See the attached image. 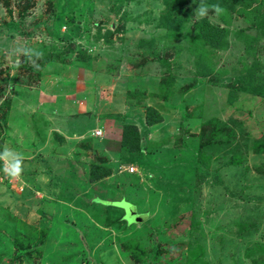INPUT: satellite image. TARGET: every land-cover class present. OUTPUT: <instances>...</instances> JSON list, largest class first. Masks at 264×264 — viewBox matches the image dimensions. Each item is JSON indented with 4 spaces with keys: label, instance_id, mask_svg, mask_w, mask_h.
Here are the masks:
<instances>
[{
    "label": "rangeland",
    "instance_id": "374dc122",
    "mask_svg": "<svg viewBox=\"0 0 264 264\" xmlns=\"http://www.w3.org/2000/svg\"><path fill=\"white\" fill-rule=\"evenodd\" d=\"M204 1L0 0V264H264V0Z\"/></svg>",
    "mask_w": 264,
    "mask_h": 264
},
{
    "label": "trees",
    "instance_id": "16d2710c",
    "mask_svg": "<svg viewBox=\"0 0 264 264\" xmlns=\"http://www.w3.org/2000/svg\"><path fill=\"white\" fill-rule=\"evenodd\" d=\"M204 1V0H202ZM205 2V1H204ZM264 13V12H263ZM172 23H176L174 21L171 20ZM171 23V24H172ZM169 24V25H171ZM195 25L198 27L194 28V33L195 35L191 38H189L190 42H192L194 45L192 46V48L189 50H191L192 53H194L198 50V46H197V42L199 40H202L203 43L205 45H209L210 47H212L213 49H217L219 47H221V45L225 44L227 42V38H226V34H228L229 30L225 29L224 27L220 26V25H214L211 22H209V20L205 17L200 18L198 21L195 22ZM178 29V26H172V30L171 32L167 33V34H174ZM196 29V30H195ZM223 33L225 35H223ZM224 42V43H222ZM206 50H202L200 51L196 58L197 61L202 62L200 65V67L202 68L204 66V64L207 63L206 59H204V54H206ZM207 66V65H206ZM264 85H260L259 88H263ZM262 90V89H259ZM131 127V126H130ZM132 128V127H131ZM127 129V128H125ZM126 132V131H125ZM124 132V133H125ZM132 139H134V147L132 148V150H138V132L137 130L134 128L133 132H132ZM128 137H130L127 133H125L124 138L128 140ZM125 144H128L127 142ZM110 169L108 167H101L99 165H92L91 171H90V179L91 181L97 180L99 179L102 174L106 173L109 174Z\"/></svg>",
    "mask_w": 264,
    "mask_h": 264
},
{
    "label": "built area",
    "instance_id": "2783aa9c",
    "mask_svg": "<svg viewBox=\"0 0 264 264\" xmlns=\"http://www.w3.org/2000/svg\"><path fill=\"white\" fill-rule=\"evenodd\" d=\"M93 136L95 137H102L103 133L101 129H95L94 131H92ZM136 171V167L131 165L128 167V172L133 173Z\"/></svg>",
    "mask_w": 264,
    "mask_h": 264
},
{
    "label": "water",
    "instance_id": "95a60500",
    "mask_svg": "<svg viewBox=\"0 0 264 264\" xmlns=\"http://www.w3.org/2000/svg\"><path fill=\"white\" fill-rule=\"evenodd\" d=\"M131 214L137 216L139 222L144 221L147 218L146 214H139L135 209L132 210Z\"/></svg>",
    "mask_w": 264,
    "mask_h": 264
},
{
    "label": "clouds",
    "instance_id": "9594fccd",
    "mask_svg": "<svg viewBox=\"0 0 264 264\" xmlns=\"http://www.w3.org/2000/svg\"><path fill=\"white\" fill-rule=\"evenodd\" d=\"M217 11H218V12L221 11V9H220L218 6H217ZM200 14H201V15L204 14V9H203V8L200 9Z\"/></svg>",
    "mask_w": 264,
    "mask_h": 264
},
{
    "label": "crops",
    "instance_id": "0c3cea01",
    "mask_svg": "<svg viewBox=\"0 0 264 264\" xmlns=\"http://www.w3.org/2000/svg\"><path fill=\"white\" fill-rule=\"evenodd\" d=\"M66 108V107H65Z\"/></svg>",
    "mask_w": 264,
    "mask_h": 264
}]
</instances>
